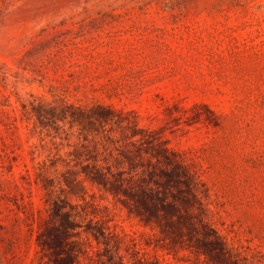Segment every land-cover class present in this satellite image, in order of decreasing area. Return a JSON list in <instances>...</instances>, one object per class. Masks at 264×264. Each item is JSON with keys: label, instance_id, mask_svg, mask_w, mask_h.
Masks as SVG:
<instances>
[{"label": "rangeland", "instance_id": "obj_1", "mask_svg": "<svg viewBox=\"0 0 264 264\" xmlns=\"http://www.w3.org/2000/svg\"><path fill=\"white\" fill-rule=\"evenodd\" d=\"M51 85L153 133L201 178L213 227L264 264V0H0V264H38L49 211L41 166L54 196L109 226L121 253L207 264L189 250L167 253L159 230L120 198L74 179L76 139L48 136L28 109L31 94L52 99Z\"/></svg>", "mask_w": 264, "mask_h": 264}, {"label": "trees", "instance_id": "obj_2", "mask_svg": "<svg viewBox=\"0 0 264 264\" xmlns=\"http://www.w3.org/2000/svg\"><path fill=\"white\" fill-rule=\"evenodd\" d=\"M59 60L49 57L55 66H62ZM80 73V69H73L69 75ZM68 82L64 79V84ZM59 90L58 86H50V100L31 94L28 109L48 136L65 134L68 146L71 138L76 139L68 154L82 171L76 170L74 179L102 184L120 198L129 214L159 230L167 253L189 250L198 258L203 256L207 264H252L211 224L212 210L205 201L208 192L183 159L157 141L153 133L139 129L135 121L124 117L123 111L97 102L72 100ZM121 142L133 148L119 149L115 155L112 151ZM26 172L30 178L29 169ZM36 174L46 189L45 202L49 206L48 217L38 226L35 238L38 264H165L156 253L148 257L140 248L134 247L130 256L121 253V242L112 238L109 226L95 215L83 217L77 206L54 196L50 183L53 178L45 167L41 166ZM81 218L89 222L84 224Z\"/></svg>", "mask_w": 264, "mask_h": 264}]
</instances>
